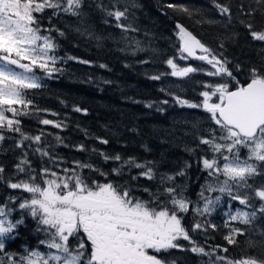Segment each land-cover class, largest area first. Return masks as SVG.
I'll use <instances>...</instances> for the list:
<instances>
[{"label": "snow or ice", "instance_id": "6c2138e0", "mask_svg": "<svg viewBox=\"0 0 264 264\" xmlns=\"http://www.w3.org/2000/svg\"><path fill=\"white\" fill-rule=\"evenodd\" d=\"M254 2L259 6L258 9L246 10L240 5V15L253 17L259 11L264 17V0ZM82 3L83 0H0V141L6 139L5 132L18 133L22 138L16 144L18 148H23V142L30 140L36 145L34 152L41 156L50 155L40 147L42 136L26 135L20 127L19 119L21 116L31 115L27 109L32 101L26 99L24 90L41 87L34 69H40L48 76L60 71L56 67L58 58L54 54L58 44L51 33L56 31L60 36L64 33L55 27L43 28L36 14L52 10L50 24L52 17H58L61 13L79 18L83 16ZM119 3L120 0H113L111 5H105L101 0L96 7L106 17L113 18L117 28L128 31L130 26L122 24L121 20L127 18L129 8L136 5L132 0L120 10L117 7ZM213 3L221 16L227 17L226 23L214 20L198 23L231 24L230 4L220 3L218 0H213ZM167 7L190 17L193 15L184 6L169 3ZM108 22L105 20V23ZM239 23L252 40L264 42V21L259 28L251 19H239ZM176 29L179 59L193 58L210 68L191 65L180 67L170 58L166 61L171 69L170 75L183 78L192 73L203 72L209 77H219L222 81L204 83L205 90L199 93L203 98L201 103H193L179 96L174 99L181 106L202 108L216 126L207 130L210 138L199 135L198 123L192 126L199 143L207 145L212 153L210 159L201 158L208 179L200 192L203 208H196V215H211L221 202V196H206L205 192L226 193L230 201L252 209L244 211L237 208L234 213L229 211L225 214L228 219L223 226L229 231L223 238L227 245H235L237 236L243 235L244 230L233 227L231 222L239 221L240 224L250 225L258 213L264 215V183L256 186L249 182L264 175V67L249 68L248 82L241 84L228 67L230 62L223 58L222 53L217 54L182 24L177 23ZM42 32H47L48 35ZM236 35L238 34L232 33L227 39H233ZM220 47H224L223 41ZM236 70H240L239 64L236 65ZM160 78V75L151 77L153 80ZM213 97H216V101H213ZM75 111L86 110L77 107ZM39 123L62 127L60 123L50 119H42ZM56 139L61 141L58 136ZM100 142L108 143L104 139ZM242 149L247 151L245 157L241 156ZM78 150H85L84 146H78ZM97 151L93 149V152ZM27 155L25 152L15 166L16 174H24L27 179L5 177V169L0 166V183L6 184L9 189H19L30 194L29 198L19 203V209L29 212L37 221V230L46 235L40 244L46 246L48 251L41 253L30 250L19 258L7 255V264H176L175 259H166L161 254L171 249L187 250L177 243L181 239L189 241L192 245L191 252L208 257L207 264H264V259L253 256L230 257L226 246H209L210 250L206 251L193 241L179 215L189 211V201L185 198L183 189L179 186H164L166 181L173 180L172 176H161L163 191L159 187L156 192L144 188L143 191L149 194L147 200L134 196L129 182L119 183L108 179L110 175L121 177L125 168L130 171L135 167L141 171L132 176V180L140 177L154 180L152 162L139 163L135 157L124 159L120 154L110 156L99 152L105 162H115L116 166L111 169V173L101 171L91 163L75 161V168L62 170L65 175H59L48 168L41 169L37 174L31 168ZM84 169L105 177V182L90 179L83 174ZM177 175H184V171L181 170ZM15 200V197H9L8 202L0 204V237L10 236L24 223L23 218L9 219L14 211L12 202ZM217 227L211 222L197 221L192 225L191 231L206 232L208 228L215 231ZM71 239L76 240L74 245L70 244ZM4 249L5 244L0 240V252ZM221 252L225 255H220Z\"/></svg>", "mask_w": 264, "mask_h": 264}, {"label": "trees", "instance_id": "16d2710c", "mask_svg": "<svg viewBox=\"0 0 264 264\" xmlns=\"http://www.w3.org/2000/svg\"><path fill=\"white\" fill-rule=\"evenodd\" d=\"M99 2L101 0H83L82 17L61 13L52 17L51 24L52 10L36 14L43 28L55 27L64 33L63 36L56 31L51 33L58 44L54 54L60 71L48 76L40 69H34L41 87L24 90L26 99L32 101L27 109L31 115L19 119L26 135L42 136L40 147L50 155L41 156L34 152L36 145L30 140L23 142V148H18L16 144L21 136L5 132L6 139L0 141V166L5 169L4 175L12 176L14 180L27 179L24 174H16L15 169L25 152L37 174L48 168L59 175H65L64 168H75V161L91 163L101 171L111 173L115 162H105L99 152L110 156L120 154L124 159L135 157L139 163L152 162L154 180L144 177L132 180L131 177L141 171L135 167L130 171L125 168L121 177H108L119 183L129 182L134 196L149 199V194L143 189L156 192L159 187L163 191L161 176H172L173 180L166 181L164 186H179L185 198L189 202L194 201L200 193V185L207 179V172L200 164L201 158L210 157L211 151L207 145L199 143L192 126L198 123L199 135L205 137L210 135L207 130L216 126L202 108L181 106L174 97L200 103L199 93L204 89V83H210L217 77H209L203 72L183 78L170 75L166 61L178 54L176 23L182 24L217 54L222 53L223 58L230 62L228 67L236 79L243 84L248 80L249 68L264 67V42L252 40L239 19H251L259 28L264 17L259 11L253 17L241 16L239 6L243 5L246 10L258 9L259 6L254 0H218L231 6L232 23L225 26L224 23H198L208 20L226 23L227 17L221 16L213 0H134L136 7H130L127 18L121 20L122 24L130 26L128 31H124L115 26L113 18L106 17L96 7ZM102 2L111 5L113 0ZM131 2L120 0L117 7L123 10L125 3ZM169 3L187 7L193 15L190 17L169 9ZM105 20L109 22L105 23ZM232 33L238 35L227 39ZM42 34L48 35L47 32ZM221 41L223 48L220 47ZM188 61L193 67L210 68L196 59L189 58ZM237 64L240 65L239 71L236 70ZM155 75L161 78L151 79ZM77 107L86 111L77 112ZM42 119H50L62 127L43 125L39 123ZM57 136L61 138L60 142ZM101 139L108 143H101ZM80 145L85 150H78ZM93 149L98 151L93 152ZM181 170L184 175H177ZM83 174L105 182V177L89 169H84ZM249 182L259 186L264 183V175ZM9 197L16 198L12 202L14 211L10 219L23 218L24 223L10 236L0 237L5 244V249L0 252L2 264H6L4 259L7 255L18 257L31 248H40V241L46 238L44 232L37 230V221L18 207V201L27 197V193L0 183V204L8 202ZM181 216L182 224L198 245L205 248L226 246L229 249L227 255L233 258L253 256L264 259V215L258 213L250 225L233 224V227L244 230L243 235L237 236L235 245H227L223 237L229 230L221 222H215L216 218L212 223L218 226L217 230L208 228L206 232H192L190 210ZM72 241L74 239L70 243ZM179 244L187 250L171 249L161 255L169 260L175 259L176 264H191L189 258L194 264L197 254L190 251L192 245L185 240H180Z\"/></svg>", "mask_w": 264, "mask_h": 264}, {"label": "rangeland", "instance_id": "374dc122", "mask_svg": "<svg viewBox=\"0 0 264 264\" xmlns=\"http://www.w3.org/2000/svg\"><path fill=\"white\" fill-rule=\"evenodd\" d=\"M172 59L175 60V62L178 64V66L180 67H185V66H189L191 65L189 63L188 60H181L179 59V56L178 54L174 57H171ZM170 59V58H169ZM167 65V64H166ZM15 67V66H13ZM168 67V66H167ZM210 67V66H209ZM204 68V67H203ZM17 71H19V69H16ZM168 72L170 73L171 72V69L168 67ZM36 76V75H35ZM37 77V76H36ZM212 81L210 83L214 84V83H217V82H222L221 79L219 77H217L216 79H211ZM205 88L202 90L204 91ZM201 91V92H202ZM202 97L200 96L199 98V102L201 103L202 102ZM213 101H216V97H213ZM210 138V135L207 136ZM209 148V147H208ZM247 155V151L246 150H241V156L242 157H245ZM212 156V153L210 155V157H208L209 159L211 158ZM201 164V167L203 168V165H202V160L200 162ZM208 179V177H207ZM206 183V181L204 183H202L200 185V192H201V189H202V186H204ZM19 190V189H18ZM24 192V191H23ZM205 195L206 196H211V197H215V196H221V202L220 204L214 208V210L212 211L211 215H204V216H199V215H196L195 213V209L196 208H203V200L200 199V193L196 196V200L194 201H191L189 202V210L191 212V217H192V220H193V224L197 221L201 222V223H204V222H213L214 218L215 219V222H221L222 225H224V222L228 219V217L225 215L226 213H228L229 211H232L233 213L235 212V210L237 208H240L241 210H244V211H251L252 209L250 208H245L244 206H241L238 204V202L236 201H230V198L229 196L225 193V194H221L219 192H213V193H207L205 192ZM30 197V194L27 193V197H24L22 199H20L18 202L21 203V202H24V199L25 198H29ZM18 207H19V204H18ZM29 213V212H28ZM30 214V213H29ZM181 214L183 213H180L179 215L181 216ZM185 214V213H184ZM182 217V216H181ZM10 219V217H9ZM236 222H239V221H235V222H231L232 226H234L233 224L236 223ZM181 241H183V239H181ZM180 240L177 241V243L179 244ZM76 243V240L74 239V241H72L70 244L71 245H74ZM203 246V245H201ZM192 247V246H191ZM205 248V247H204ZM30 250H38L40 251L41 253H46L48 251V249L46 248V246L44 245H41V247H35V248H31ZM29 250V251H30ZM206 251L210 250L209 247L208 248H205ZM220 255H225V253H220ZM20 256H18L17 258H19ZM190 257V256H189ZM208 257H202L200 255H195V261H194V264H207V261H208ZM191 264H192V260L189 258ZM4 261L6 262L7 264V261L6 259H4Z\"/></svg>", "mask_w": 264, "mask_h": 264}, {"label": "water", "instance_id": "95a60500", "mask_svg": "<svg viewBox=\"0 0 264 264\" xmlns=\"http://www.w3.org/2000/svg\"><path fill=\"white\" fill-rule=\"evenodd\" d=\"M177 24V23H176ZM248 82V80L246 82H244L243 84H246Z\"/></svg>", "mask_w": 264, "mask_h": 264}]
</instances>
